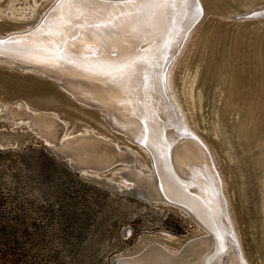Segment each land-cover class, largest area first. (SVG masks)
Masks as SVG:
<instances>
[{
	"label": "bare ground",
	"instance_id": "bare-ground-1",
	"mask_svg": "<svg viewBox=\"0 0 264 264\" xmlns=\"http://www.w3.org/2000/svg\"><path fill=\"white\" fill-rule=\"evenodd\" d=\"M1 2L0 20L18 26L3 31L0 28V38L4 39L0 46L11 56L0 57V63L12 66L17 62L53 72L62 85L98 105L105 124L123 131L124 141L144 140V147L138 144L142 155L124 141V150L116 152L119 147L114 139L83 124L66 135L76 137L74 145L95 147L81 136L86 133L107 141L100 140L105 148L80 152L86 163L100 167L116 160V156L125 158L126 163L110 172L107 179L113 180L114 175L117 183L126 185L129 181L150 192L160 187L166 197L182 202L186 208L183 212L191 214L198 231L202 229L195 238H188L182 253V245L156 243L129 258V264H250L235 229L226 184L205 140L209 135L217 138L222 125L217 121L209 124V131H200L195 115L198 109L202 112V104L193 96L192 74H184L177 82L173 79L177 57L199 19L196 5L200 0H175L174 7L145 10L139 15L136 9L123 7L129 0H91L96 7L84 10L83 15L73 10L63 40L54 29L61 17L69 14L68 0ZM139 46L145 51L135 52ZM134 58L139 61L131 71L125 70L126 75L114 71L115 66ZM19 107L0 101V117L51 132L47 114H28ZM224 148L233 162L226 143ZM156 151L163 158L159 163Z\"/></svg>",
	"mask_w": 264,
	"mask_h": 264
},
{
	"label": "water",
	"instance_id": "water-1",
	"mask_svg": "<svg viewBox=\"0 0 264 264\" xmlns=\"http://www.w3.org/2000/svg\"><path fill=\"white\" fill-rule=\"evenodd\" d=\"M200 2L199 6L196 5L200 14L196 25L201 20L205 9L209 14L202 27L196 30V33L198 32L196 37L191 39L192 33L187 43L186 50L190 44L193 45L192 51L187 55L188 63L199 61L194 71L197 73L198 79L200 72L207 69L205 80L212 73V65L217 63L216 65L220 66L223 73H228L229 78H226L225 74L217 76L219 70L214 69L211 83L212 85L218 83L220 86L215 89L212 87L213 94L218 95L223 86H226L227 89L230 87L229 89H233L232 92H223L220 97L225 96L227 100L239 99L238 105L242 104L243 107H247V112H241L244 119H240L239 114L236 121L229 119L223 122L222 127H218L220 133L217 138H212V140L220 149L224 148V143H226L230 148V153L234 152V155L242 151L244 147L252 149L251 153H240L233 157L232 163H229L228 160L229 162L227 161L228 163L223 165V169L231 173L230 180L226 185L227 189H233L235 204L231 202L230 205L237 209L239 219L246 222L243 229L246 234L244 241L248 248L246 249L241 241L243 253L250 264H264V144L256 141V138H251L247 142L243 141L237 131V127L243 126L245 121L251 120L252 117H255L253 121H260L258 129H264V106L254 110L249 105L253 100L264 103V0H200ZM5 24L16 26V23L8 20L0 21V27L2 25L4 27ZM0 41L4 43V39L0 38ZM222 46L224 47L223 51L221 50ZM145 49L144 46H139L134 51L142 52ZM7 53L8 51L0 46V57L11 58ZM134 60L139 61L135 58ZM202 61L204 62L202 63ZM181 67L182 62L178 68ZM176 73L177 69L173 74L174 81L177 78ZM0 75L8 78L6 84H0V101L7 103L12 108L20 105L19 108H23L28 114L30 112L47 114L45 118L50 120L48 123L52 127L51 132H48L41 126L31 125L24 121L15 124L0 117V150L19 149L31 144L41 146L56 160L84 179L146 203L176 209L181 215L187 216L195 223L191 214L183 212L186 209L182 205L183 203L166 197L160 187H157L156 192H150L140 190L129 181L125 183L126 185L117 183V176L114 175L111 177L113 180L107 179L110 172L122 166L124 162L126 163L125 158L116 156L113 158H117L116 160L100 167L86 163V158L80 152L82 150L94 152L95 148L97 150L101 149L100 147L103 148V143L100 140L105 141V139L86 133L81 136L95 147L74 145L76 137H67L66 135L75 133L81 127V125L78 127V118L76 117L94 118L98 116V123L101 126L95 128L96 132L99 131L107 135L109 131L112 139L117 136L124 139L123 131L114 130L115 127L111 125L112 128H109L105 124L103 112L98 105L81 98L65 84L62 85L53 72L40 71L35 66L17 64V62H14L12 66L0 63ZM239 85L244 88L240 89L237 87ZM204 87L206 88V84ZM247 87L251 90L249 91ZM203 101L202 99V103ZM208 104L215 107V98H210ZM237 107L228 109L226 106L225 112L232 109L235 111ZM219 116L225 118L224 109L223 112H216L215 119ZM88 125L91 126V124ZM262 135L264 136L259 133L257 137L261 138ZM220 140L224 143H220ZM125 142L137 150L139 155L141 151L138 149V144L145 146L144 140L134 139ZM117 143L119 149L116 147V152L124 150L123 145L120 142ZM236 144L242 146L236 148ZM257 152L260 153L259 157H250L251 154ZM155 154L157 163L163 161L159 151H156ZM183 194L186 195V193ZM194 197L196 198V196ZM201 230L199 228L198 234L202 232ZM128 231L126 229L124 234H128ZM195 235L181 240L176 238L167 240L165 232H160L155 236L144 235L141 247L132 252L125 251L115 254L111 264H129L131 263L129 258L137 255L147 245L158 244L159 240L168 242L171 246L182 245L180 251L182 253L187 247L185 243L188 238H195ZM149 237L151 239H148ZM178 254L180 253L178 252Z\"/></svg>",
	"mask_w": 264,
	"mask_h": 264
},
{
	"label": "rangeland",
	"instance_id": "rangeland-1",
	"mask_svg": "<svg viewBox=\"0 0 264 264\" xmlns=\"http://www.w3.org/2000/svg\"><path fill=\"white\" fill-rule=\"evenodd\" d=\"M0 4L3 5L4 2ZM208 14L205 9L201 20L193 27L175 62L176 82L184 77V74H192L193 96L197 98L196 103L202 104V112L198 113V109L195 115L196 121L200 124V131H209L211 129L209 124H217V121L221 125L229 119L236 121L239 114V118L244 119L242 113L247 112L246 106L238 105L239 99L227 100L225 96L220 97L223 92L231 93L232 88L227 89L223 86L218 95L213 94V89L220 86L218 83L214 85L211 83L214 69L219 70L217 76L225 74L226 78H229L228 73H223L220 66L216 65L217 63L212 65V73L207 80H205L207 69L200 72L197 79V73L194 70L199 61L188 63L187 55L192 51L193 45L190 44L186 50L187 43L192 33L191 39L196 37L198 34L196 30L202 27ZM6 18L9 19V16ZM15 25L5 24L0 28L2 31L16 29L18 25L17 23ZM221 50H224L223 46ZM180 61L182 67L178 68L181 65ZM7 82V76L0 75V84ZM237 87L244 88L241 85ZM248 90L251 89L248 88ZM213 97L215 107L208 104V100ZM249 105L256 110L263 107L264 103L253 100ZM226 106L228 109L238 107L235 111L232 109L225 112ZM223 109L225 118L219 116L215 121L216 112H223ZM76 118H78V127L83 124H91L94 128L101 126L98 123V116ZM254 118L245 121L243 126L237 127V131L243 141L247 142L251 138H256V141L264 144V136L257 137L259 133L264 134V129H258L260 121H253ZM204 121L206 127L201 125ZM107 134L111 136L110 133ZM113 138L116 142L124 141L121 136ZM203 138L206 137L203 136ZM212 138L214 137L209 135L205 140L208 141L207 144L213 152L217 167L224 177L223 182L226 184L230 180L231 173L225 171L223 165L229 161V163L232 162L229 160L227 149H220ZM240 146L242 145L239 144L236 148ZM14 150H0V264H111L115 254L132 252L141 247L144 235L155 236L165 232L168 240L173 238L181 240L199 233L196 224L176 209L146 203L93 183L77 175L58 160V166H53L51 163H44L38 155L20 157L14 154ZM251 150L244 147L235 155L231 152V156L236 157L245 152L251 153ZM259 156L260 153L257 152L250 157ZM39 160L44 163L42 167L37 163ZM225 186L229 204L231 202L235 204L233 189H227V185ZM230 210L235 220V229L240 243L242 241L247 249L244 241L246 234L243 229L246 222L239 219L237 209L232 208V205ZM126 229L129 231L125 235ZM159 241L169 247L168 242Z\"/></svg>",
	"mask_w": 264,
	"mask_h": 264
},
{
	"label": "snow or ice",
	"instance_id": "snow-or-ice-1",
	"mask_svg": "<svg viewBox=\"0 0 264 264\" xmlns=\"http://www.w3.org/2000/svg\"><path fill=\"white\" fill-rule=\"evenodd\" d=\"M175 0H129V2L125 3L123 7L128 9H136V15L141 14L145 10H153V9H165L168 7H174ZM63 7V5H61ZM91 0H68V16L61 17L60 23L55 26V32L59 36L61 40H63L64 32L67 31L66 24L70 22V16L73 13V10H79V14L83 15L84 10L95 8ZM132 13H129L131 15ZM53 30L50 29L49 34H51ZM3 43V41H0ZM59 59H63V56H58ZM136 64L135 60L128 61L121 66H115L114 71L119 73L121 76L126 75V69L131 71L133 66ZM147 79V78H145Z\"/></svg>",
	"mask_w": 264,
	"mask_h": 264
},
{
	"label": "trees",
	"instance_id": "trees-1",
	"mask_svg": "<svg viewBox=\"0 0 264 264\" xmlns=\"http://www.w3.org/2000/svg\"><path fill=\"white\" fill-rule=\"evenodd\" d=\"M14 154L20 157H23L24 155H28L29 157L35 154L38 155L44 163H51L53 166H58V161L42 147L27 145L23 148L15 149ZM41 160L37 162L40 166L44 165Z\"/></svg>",
	"mask_w": 264,
	"mask_h": 264
}]
</instances>
